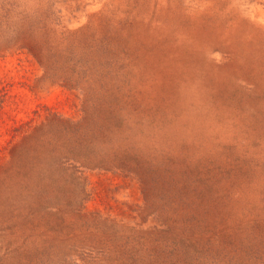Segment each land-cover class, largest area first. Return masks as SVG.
<instances>
[{"label":"rangeland","instance_id":"rangeland-1","mask_svg":"<svg viewBox=\"0 0 264 264\" xmlns=\"http://www.w3.org/2000/svg\"><path fill=\"white\" fill-rule=\"evenodd\" d=\"M264 264V0H0V264Z\"/></svg>","mask_w":264,"mask_h":264},{"label":"trees","instance_id":"trees-1","mask_svg":"<svg viewBox=\"0 0 264 264\" xmlns=\"http://www.w3.org/2000/svg\"><path fill=\"white\" fill-rule=\"evenodd\" d=\"M130 259L132 264H153V261L144 263L138 255H134V254L130 255Z\"/></svg>","mask_w":264,"mask_h":264}]
</instances>
